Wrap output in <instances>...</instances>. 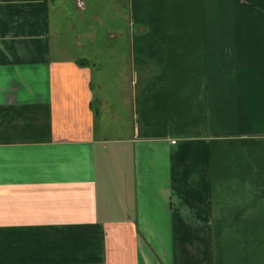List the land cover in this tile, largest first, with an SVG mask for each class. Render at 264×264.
<instances>
[{
  "label": "crops",
  "instance_id": "0c3cea01",
  "mask_svg": "<svg viewBox=\"0 0 264 264\" xmlns=\"http://www.w3.org/2000/svg\"><path fill=\"white\" fill-rule=\"evenodd\" d=\"M0 264H264V0H0Z\"/></svg>",
  "mask_w": 264,
  "mask_h": 264
}]
</instances>
